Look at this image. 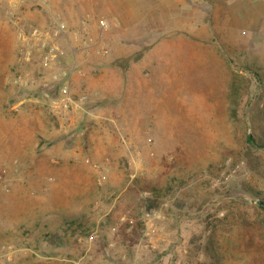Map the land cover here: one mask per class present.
Returning <instances> with one entry per match:
<instances>
[{"label": "rangeland", "instance_id": "obj_1", "mask_svg": "<svg viewBox=\"0 0 264 264\" xmlns=\"http://www.w3.org/2000/svg\"><path fill=\"white\" fill-rule=\"evenodd\" d=\"M250 134L264 0H0V264H264Z\"/></svg>", "mask_w": 264, "mask_h": 264}, {"label": "trees", "instance_id": "obj_2", "mask_svg": "<svg viewBox=\"0 0 264 264\" xmlns=\"http://www.w3.org/2000/svg\"><path fill=\"white\" fill-rule=\"evenodd\" d=\"M236 109L232 110V117H236ZM247 143L251 148H259V149H264V140L258 139L256 136L253 134L248 135L247 137ZM260 207L264 209V201H261L259 203Z\"/></svg>", "mask_w": 264, "mask_h": 264}, {"label": "built area", "instance_id": "obj_3", "mask_svg": "<svg viewBox=\"0 0 264 264\" xmlns=\"http://www.w3.org/2000/svg\"><path fill=\"white\" fill-rule=\"evenodd\" d=\"M38 1H41V0H38ZM100 24H101V27H102L103 29L109 27V25H108V23H107L106 21H101ZM59 28H60V29H63V26H60ZM32 35H33L34 37H37V38H38V37H41V36L43 35V31H42V29L36 28V29H34V31L32 32ZM90 238H91V239H94V236H91Z\"/></svg>", "mask_w": 264, "mask_h": 264}]
</instances>
